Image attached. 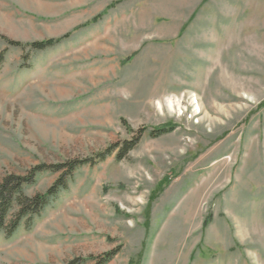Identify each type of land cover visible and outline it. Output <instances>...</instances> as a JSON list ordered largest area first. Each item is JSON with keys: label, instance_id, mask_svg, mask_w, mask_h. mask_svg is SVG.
Listing matches in <instances>:
<instances>
[{"label": "rangeland", "instance_id": "1", "mask_svg": "<svg viewBox=\"0 0 264 264\" xmlns=\"http://www.w3.org/2000/svg\"><path fill=\"white\" fill-rule=\"evenodd\" d=\"M0 54V181L90 161L0 264H264V0H0Z\"/></svg>", "mask_w": 264, "mask_h": 264}, {"label": "trees", "instance_id": "2", "mask_svg": "<svg viewBox=\"0 0 264 264\" xmlns=\"http://www.w3.org/2000/svg\"><path fill=\"white\" fill-rule=\"evenodd\" d=\"M57 40H46L43 42L32 43L30 46L32 50H43L53 46ZM3 54H0V62L2 61ZM172 130V127H161L150 131V135L158 137L162 134L168 133ZM144 132L143 129L137 130V135H141ZM137 142V137L134 139L125 141L123 143L121 152L117 155V159L124 158L125 154L134 147ZM103 155H98V161L104 160ZM90 161H71L67 164L65 173L61 174L57 181L46 191L45 194L37 193L33 196H27L22 191V187L30 183L34 175L38 172L45 170L46 167H35L27 176H15L10 175L0 181V230H6V235L10 237L12 233L19 226L21 220L25 216H32L37 214L48 202V198L55 195L60 188L66 187L67 178L70 174L81 164ZM61 167L57 166L54 169H50L54 172ZM16 207L15 211L12 209ZM115 253H106L105 256L98 261L97 264H105Z\"/></svg>", "mask_w": 264, "mask_h": 264}, {"label": "bare ground", "instance_id": "3", "mask_svg": "<svg viewBox=\"0 0 264 264\" xmlns=\"http://www.w3.org/2000/svg\"><path fill=\"white\" fill-rule=\"evenodd\" d=\"M193 103L195 104V112H199V105L197 104V101L193 99ZM169 105H172V101L169 100Z\"/></svg>", "mask_w": 264, "mask_h": 264}]
</instances>
